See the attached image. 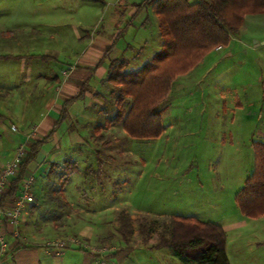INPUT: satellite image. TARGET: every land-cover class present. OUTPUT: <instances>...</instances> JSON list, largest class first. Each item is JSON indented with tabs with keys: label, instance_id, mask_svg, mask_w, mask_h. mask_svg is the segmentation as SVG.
Masks as SVG:
<instances>
[{
	"label": "rangeland",
	"instance_id": "obj_1",
	"mask_svg": "<svg viewBox=\"0 0 264 264\" xmlns=\"http://www.w3.org/2000/svg\"><path fill=\"white\" fill-rule=\"evenodd\" d=\"M143 1L0 0L1 15L6 20H18L13 23L0 21V55H58V49L62 48L61 58L68 56L67 59L74 61V31L80 27L91 31L93 20L102 23L118 4L124 2L130 7ZM148 7L155 14L152 5L143 7L138 18L130 20L131 28L145 20ZM87 16L86 25L83 23ZM152 35L153 39L150 38L142 54L143 61L152 59L163 46L162 35ZM38 63L26 61L24 65ZM0 65H5L0 69L1 77L8 78L15 71L9 65L23 63L1 61ZM168 66L169 69L171 65ZM185 71L178 75L167 69L161 71L162 83L167 77L174 78L170 92L167 89L168 95L157 106V110L163 112L164 126L158 139L133 138L123 122L116 124L114 119L118 111L123 109L129 113L134 100L122 93L124 87L117 79L106 87L98 119L88 132L91 150L83 151L79 176L83 180L80 192L83 189L88 194L90 189H97L101 196L83 198V212L68 204L66 215L44 213L54 230L63 224L67 226L50 242L66 241L70 253L77 247H84L96 255H102L106 249L120 252L128 246L136 249L135 255L140 259H150L149 251L139 250L146 243L144 237L151 238L149 246L159 243L163 234L169 238L172 217L185 216L215 224L243 223L228 233L230 263L264 264V246L257 245L264 240V232H253L252 222L244 226L250 218L240 213L235 202V195L243 188L248 171L254 165L253 149H247L244 143L257 128L264 129L261 119L264 118V13L245 14L229 45L210 49ZM131 73L126 69L121 71L123 77ZM13 88L5 82L0 85V101L10 109H14L16 99ZM27 88L33 91L34 101L40 99L42 87L38 85L24 87L17 93L25 99ZM254 96L259 101L252 100ZM234 115L236 120L240 119L237 123H232ZM231 135L234 141H241V153L228 147ZM98 150L105 160L103 166L96 160ZM51 170L56 175L64 173L56 166ZM52 200L56 207L62 198ZM96 201L98 205L113 202L112 214L93 215ZM100 221L106 222L108 228L97 230L98 244L79 239L77 229L89 228ZM130 228L132 235L128 233ZM155 255L158 259L152 264H183L171 249L165 248Z\"/></svg>",
	"mask_w": 264,
	"mask_h": 264
},
{
	"label": "crops",
	"instance_id": "obj_2",
	"mask_svg": "<svg viewBox=\"0 0 264 264\" xmlns=\"http://www.w3.org/2000/svg\"><path fill=\"white\" fill-rule=\"evenodd\" d=\"M190 2L196 3L199 0H190ZM142 3L133 4L130 7L124 2L118 4L109 16L102 20V23L99 24L98 20L92 19L91 31H84L81 27L76 32L74 31L73 36L76 42L73 47L76 49L74 61L67 59L68 56H64V59L61 58L62 48L58 49V55L57 53L55 55L45 53L0 55V57H10L9 59H0V62L23 63V65H9L15 69L12 77L3 78L0 73V85L4 82L9 83L14 86L12 94L16 93L14 109H10V106H5L0 101V173L12 160L21 145L26 147L27 156L30 155L32 148L38 145L36 156L25 168L23 180L18 184L15 195L8 197L11 183L17 180L19 174L10 179L8 188L0 197L2 207H13L15 200L21 195L25 180L33 177L32 195L34 201L26 205L17 226L9 223L5 226L9 246L1 264H152L154 259H158L155 255L156 252L165 249L156 248L155 244L152 246L144 244L139 250L149 251L150 259L148 257L140 259L135 255L136 249L128 247L127 242L122 240L125 243L124 246L127 247L122 248L120 252L106 249L102 255H96L84 247H77L72 253H70V249H65L58 254L48 247V242L52 237H56V234H61V230L67 226L60 225L56 231L44 218V213L50 212L66 215L65 209L68 204L83 212L85 207L83 198L89 196L94 199L96 195H98L97 198L101 196L97 189H90L88 194L83 189L80 192L83 180L79 176L82 169L83 151L91 150L88 132L91 125L98 119V108L102 105L103 93L106 87L111 84L110 73L114 65L123 61L126 62L127 72H137L151 62L162 49L161 46L159 52L152 59L147 60L148 62L141 60L142 54L148 48L150 38L154 37L153 35L151 37V34L154 33L156 37L161 35L158 16L153 13L150 7L145 9L146 14L143 17L145 20L139 26L131 28L130 20L137 19L142 13L143 7L139 6ZM87 19L88 16L82 23L86 24ZM0 21L18 22L13 19L6 20L1 13ZM66 51L67 49H64L65 53ZM64 60L67 61L63 62ZM26 61L32 62V64L37 61L39 65H24ZM50 63L54 65H44ZM2 66L5 65H0V69ZM45 69H47L46 72ZM35 85L42 87L38 100L34 101L33 91L28 88L25 99L22 94L17 93L22 92L24 87ZM79 95L81 96L76 99ZM252 100L259 101L255 96L252 97ZM38 101L40 103L36 104ZM70 101L72 102L66 107L65 104ZM64 109L67 111L65 120L62 119ZM232 118V123H237L240 120H236L235 115ZM261 119L264 120V118ZM12 126L17 127L18 130L13 131ZM258 136L261 140L257 138ZM234 140L235 138L231 135L228 147L234 148L236 153H241V146H243L241 141ZM254 142L264 143V129L257 128L256 132H252L249 136L247 143H244L247 144V149H253V153ZM96 154L97 162L104 164L105 160L101 158L102 152L98 150ZM70 162L77 164L76 172L66 176H63L65 171L62 176L52 173V167L56 166L60 167V170H64L65 165ZM254 166L255 153L254 165L248 171L247 178L252 175ZM58 197L62 198V201H59L55 207L52 198L58 199ZM94 208L95 214L93 215L99 217L112 214L114 206L112 202L106 205L97 204ZM250 222L254 227L253 232L256 234L264 232V216L258 219L250 218L247 224L244 222V226L249 225ZM95 224L89 228L80 227L77 229L76 233L80 234L79 239L87 240L85 243L88 244H98L97 230L108 228V225L101 221ZM241 224L243 223L219 222L218 225L223 228L228 238V233ZM15 231H18L19 235H16ZM228 241L226 253H228ZM257 245L264 246V240L258 242Z\"/></svg>",
	"mask_w": 264,
	"mask_h": 264
},
{
	"label": "trees",
	"instance_id": "obj_3",
	"mask_svg": "<svg viewBox=\"0 0 264 264\" xmlns=\"http://www.w3.org/2000/svg\"><path fill=\"white\" fill-rule=\"evenodd\" d=\"M148 5H152L159 18L164 41L161 51L137 72L123 77L121 71L125 69L126 62H121L114 65L110 73V81L117 79L124 87L122 93L134 100L130 112L126 114L120 109L114 122H123L131 137L137 139L159 138L164 132L163 112L157 110V106L170 92L174 77H167L162 83L163 69L172 71L174 75L186 72L210 49L229 45L232 35L238 33L245 14L264 13V0H199L196 3L190 0H145L139 6ZM168 65H171L169 69L166 68ZM122 101L123 97L119 103ZM66 118L67 111L64 109L62 119ZM253 147L254 171L236 194L235 202L245 217L258 219L264 216V143L254 142ZM37 149L38 145H35L24 159L19 177L11 183L8 197L15 195L25 168L34 160ZM77 168V164L68 163L63 176L76 172ZM120 222L125 223L121 216ZM128 233L132 235L131 228ZM169 234V238L163 234L154 247L171 249L183 264H230L226 253L227 234L218 224L173 216ZM144 239L145 244L151 240L148 236Z\"/></svg>",
	"mask_w": 264,
	"mask_h": 264
},
{
	"label": "built area",
	"instance_id": "obj_4",
	"mask_svg": "<svg viewBox=\"0 0 264 264\" xmlns=\"http://www.w3.org/2000/svg\"><path fill=\"white\" fill-rule=\"evenodd\" d=\"M13 131H17L15 126H12ZM27 156V150L24 145H21L13 159L2 169L0 173V197L5 193L8 188L10 179L16 177L19 173L20 167ZM34 185L33 177H29L25 180L23 188L21 190V195L15 200V204L11 208L1 207L0 206V264L8 250V239L5 233V226L7 223L17 226L19 223L24 208L28 203L34 201L32 195V187ZM16 235L18 231H15ZM74 242V240H73ZM48 247L52 250H55L56 253L68 249L69 244L66 241H52L48 244Z\"/></svg>",
	"mask_w": 264,
	"mask_h": 264
}]
</instances>
